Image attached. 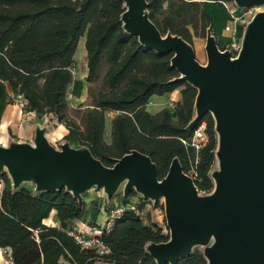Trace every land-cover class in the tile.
Here are the masks:
<instances>
[{"label":"trees","instance_id":"1","mask_svg":"<svg viewBox=\"0 0 264 264\" xmlns=\"http://www.w3.org/2000/svg\"><path fill=\"white\" fill-rule=\"evenodd\" d=\"M147 2L149 18L163 35L170 32L193 45L194 36L206 37L209 28L217 34L204 0ZM125 9L122 0H0V98L14 102L9 88H17L26 112L52 114L107 166L136 149L151 157L163 178L177 157L185 172L194 169L199 191L210 193L215 186L212 172L218 149L215 119L207 113L199 121H206L209 141L198 152L182 142L193 134L187 126L195 116L198 90L175 80L179 73L171 64L173 53L149 49L124 29L121 18ZM83 36L87 81L101 80L102 84L98 91L90 90L91 106L81 127L69 116L68 93L74 80V56ZM181 86V100L173 109L148 110L153 95L171 93ZM108 111L116 113L111 120V142L105 139ZM0 181L4 183L0 248H11L14 264H157L147 246L169 240V234L151 221L149 212L148 222L140 217L138 210L150 202L146 200L138 210H125L103 229L108 253L99 256L93 249L82 248L76 231L68 225L81 216L85 201L66 188L38 192L27 183L14 188L6 172L0 173ZM52 210L57 211V225L44 223ZM176 264H208V260L195 247Z\"/></svg>","mask_w":264,"mask_h":264},{"label":"water","instance_id":"2","mask_svg":"<svg viewBox=\"0 0 264 264\" xmlns=\"http://www.w3.org/2000/svg\"><path fill=\"white\" fill-rule=\"evenodd\" d=\"M122 1L124 29L149 49L173 53L175 80L197 88L187 128L194 129L207 113L215 119L219 167L212 172V192L200 193L177 157L163 178L151 157L136 149L107 166L87 147L67 141L55 146L41 125L33 142L0 144V173L8 174L14 188L24 183L38 192L66 188L79 201L90 189L103 190L111 201L120 187L125 197L135 191L154 204L163 198L169 240L147 246L157 264H176L198 246L205 247L208 264H264V9L247 23L236 56L219 46L209 28L208 60L202 64L191 43L161 33L149 18L147 0ZM230 1L240 8L264 6V0Z\"/></svg>","mask_w":264,"mask_h":264},{"label":"crops","instance_id":"3","mask_svg":"<svg viewBox=\"0 0 264 264\" xmlns=\"http://www.w3.org/2000/svg\"><path fill=\"white\" fill-rule=\"evenodd\" d=\"M203 6L213 15L214 26L217 30V41L221 48H225V46L229 42V39L236 37L233 33V35H231V32L225 29V26L230 23L229 10L215 3L214 0H204ZM85 41L86 37H81L74 59L78 57L79 52L81 57L87 58ZM9 93L15 99L14 102L10 103L0 98V144L7 146L12 141L33 142L37 126H48V123L50 121L48 120L46 115L35 114L33 112H26L21 105V97L17 88L10 87ZM170 94L171 96L173 95L178 97L177 99L173 98L172 100H175L177 102L180 101L181 91L174 90ZM163 96L164 95H153L150 99L161 98ZM158 111L159 110H157L156 112ZM55 123L58 125V127L52 130V134L54 137L56 136L60 138L62 135L63 128L65 127L63 126V124L58 123V121H55ZM107 127L108 123L106 119V129ZM46 135L48 139H50V133L48 132V128ZM1 190L2 185L0 184V191ZM97 196H99V192L96 197ZM83 199L86 205L83 207L82 214L79 218L69 221V227L73 228L75 231L86 229L90 225H96L98 228L106 229L108 227L107 210H104L102 213L99 207H95L92 204V202H94L95 200V196H91L90 194L86 195V193H84ZM121 201L117 203L115 202L113 204V207L122 204ZM123 201H126L124 197ZM148 212L151 216L153 210L148 208ZM153 222L155 221L153 220ZM44 223L47 225H57L59 223L57 211L52 210L50 216L44 220ZM10 253L11 248H0V264H14L10 257Z\"/></svg>","mask_w":264,"mask_h":264},{"label":"rangeland","instance_id":"4","mask_svg":"<svg viewBox=\"0 0 264 264\" xmlns=\"http://www.w3.org/2000/svg\"><path fill=\"white\" fill-rule=\"evenodd\" d=\"M264 6H259L256 7L253 12H258L260 10H263ZM244 12V11H242ZM252 14H248L246 15L247 19L246 21H239L237 23H233V30L234 31H230L231 35L234 34V36L237 37V39L239 38V40H242L244 31L246 29V25L247 23L251 20ZM233 33V34H232ZM205 43H206V37L203 36H194L193 38V46L195 49V53H196V58L197 60L202 63V64H206L207 63V52L205 49ZM219 44V43H218ZM230 43H228L225 47L229 48ZM75 58V56H74ZM84 58V59H83ZM87 58L85 57H81L80 56V52L78 57L75 59V64H74V68H73V72H74V80L72 82V84L69 87V93H68V101H69V116H71L72 118H74L76 120V122L83 127L84 125V115H85V111L86 109L91 106V98H90V90H95L98 91L101 88V80H97L94 82H89L87 81V75H88V67L86 64ZM106 66H104L102 68V74L105 72ZM182 86L177 88L176 90L181 91ZM21 97V96H20ZM22 98V97H21ZM177 99V96H171L170 93L164 94L163 97L161 98H152L149 100L147 107L148 110L150 112H156L157 110H161L165 107H169V108H174L175 104L177 103V101L172 100V99ZM181 100V99H180ZM116 113L114 111H108L106 113V119H107V123H108V127L105 130V139L107 142H111V120L114 117ZM173 116L175 117V111L173 110L172 112ZM46 115V114H43ZM48 120L50 121L48 123V126H46L48 128V132L50 133V142L52 144H54L55 146H59L60 143L62 142H69L73 147L76 148H83V146H81L78 142V140L68 131V129L65 127L63 128L62 131V135L61 137H54L52 134V130L57 128L58 125L55 123V121H58L57 119H55L53 117L52 114H48L46 115ZM59 123V122H58ZM110 125V127H109ZM219 167L218 162L216 161L214 164V169H217ZM0 184L4 185V183L2 181H0ZM29 185H32V183H27ZM123 187H120V189L114 194V196L112 197V200L109 202V200L107 199V195L103 190L100 191H96L95 189H90L89 191L86 192V195L90 194L91 196H95V200L94 202H92V204L95 207H99L100 211L103 213V211L107 210L109 207H113V204L116 202H120L123 204V191H122ZM99 192V196L96 197V195ZM159 204L156 208L154 202L152 200H150L149 204H148V208L153 210V213H151V221L153 222V220L155 222L158 223V225H160V227L162 226L163 228L166 227V215H165V202L164 199L161 198L159 200V202L157 203ZM104 207V209H103ZM97 211V209H96ZM153 222V223H155ZM155 223V224H157ZM198 248H200L201 250H204V246H198Z\"/></svg>","mask_w":264,"mask_h":264},{"label":"built area","instance_id":"5","mask_svg":"<svg viewBox=\"0 0 264 264\" xmlns=\"http://www.w3.org/2000/svg\"><path fill=\"white\" fill-rule=\"evenodd\" d=\"M218 2L221 3L223 7L229 10L230 23L225 26V29L228 31H234L233 25H232L233 23H237L239 21L241 22L246 21L247 19L246 15L252 14V13L254 15L256 13V12L255 13L253 12V10L256 7L240 8L233 1H230V0H218ZM228 43H230L229 45L230 47L229 48L225 47L223 49H229L232 56H236V54L241 48V39L239 40V38L237 39V37H233L229 39ZM22 104L23 103H21V105ZM208 141H209V135L207 133L206 121H201L196 125V127L193 129V134L189 140L182 139V142L184 144L192 146L197 152L201 148H203L208 143ZM188 174H190L193 178H195L194 169H192ZM124 198L126 201L123 204L107 209L108 227L110 226L112 221L120 217L121 214L125 210L127 209L138 210V205L148 200V199H145L142 194L137 193V192L130 195L129 197L124 196ZM148 204L149 203L145 205L143 210L141 211L138 210V213L144 222H148V217H147ZM162 230L165 234H169V229L167 227V224L165 228L162 227ZM102 234H103V228H98L96 225H90L86 229L78 230L74 233L76 240L82 246V248L93 249L95 250L96 254L99 256L108 253V248L104 245L102 241Z\"/></svg>","mask_w":264,"mask_h":264}]
</instances>
